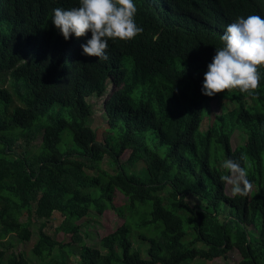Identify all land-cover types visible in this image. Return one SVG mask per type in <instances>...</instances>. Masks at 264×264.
I'll use <instances>...</instances> for the list:
<instances>
[{
    "label": "trees",
    "instance_id": "trees-1",
    "mask_svg": "<svg viewBox=\"0 0 264 264\" xmlns=\"http://www.w3.org/2000/svg\"><path fill=\"white\" fill-rule=\"evenodd\" d=\"M134 3L142 34L110 39L102 61L82 53L91 33L65 41L51 22L79 0H0V264H188L230 251L264 264V65L254 97L201 91L226 27L264 17V0ZM104 96L92 125L88 100ZM211 101L221 111L200 130ZM235 132L244 142L232 148ZM19 139L40 144L30 152ZM226 159L248 170L247 196L226 194ZM105 210L122 224L85 245L81 225ZM54 213L67 242L43 231ZM31 218L42 220L34 234ZM33 235L30 250L9 251Z\"/></svg>",
    "mask_w": 264,
    "mask_h": 264
},
{
    "label": "clouds",
    "instance_id": "clouds-1",
    "mask_svg": "<svg viewBox=\"0 0 264 264\" xmlns=\"http://www.w3.org/2000/svg\"><path fill=\"white\" fill-rule=\"evenodd\" d=\"M136 13L134 0H79L78 7L53 9L51 22L65 41L91 33V38L81 45L83 55L106 61L110 39L130 42L142 34ZM220 39L223 46L215 49L207 66L202 94L213 97L227 89H238L254 97L261 81L258 66L264 65V17H238L226 27ZM246 159L243 155L240 158ZM223 168L227 174L220 179L230 186L233 197H244L252 191L254 185L240 161L226 159Z\"/></svg>",
    "mask_w": 264,
    "mask_h": 264
},
{
    "label": "rangeland",
    "instance_id": "rangeland-1",
    "mask_svg": "<svg viewBox=\"0 0 264 264\" xmlns=\"http://www.w3.org/2000/svg\"><path fill=\"white\" fill-rule=\"evenodd\" d=\"M108 91H109V87L107 88V92ZM104 99H105V96L101 98H92L88 100L91 104V110H92V115L90 117L92 125H95L97 123H103L102 105H103ZM220 111H221L220 103L218 101H211L210 102V119H204L202 128L200 126V130L205 129L209 121L213 119L214 115L219 114ZM66 134L67 132L64 133L65 136ZM243 142H244V138L242 135H240V133L235 132L232 135L231 137V147L232 148H234L237 145L242 144ZM15 144L16 146L20 145V147L23 148L24 150L28 149L31 152L37 146L39 147L40 142H39V139H36L35 141L31 142L29 145L27 144L25 145L24 141L22 139H19L17 140ZM14 150H15L14 152L16 153L18 151V148L15 147ZM127 156H128V153L124 152L120 157L121 161L126 160ZM137 167H139V165ZM101 170L109 174L113 172V169L108 163L106 158H104L101 164ZM225 192L228 196H231L230 186L226 185ZM113 203L116 206H123L127 203V201H126V198L122 194H120L118 191H114ZM23 219L24 218L22 217L21 221H23ZM61 220H62V217L58 213H54L52 218L49 221L45 222L43 231L58 241L67 242L69 240L68 236H64V234L61 231H55L57 227L59 226V224L61 223ZM31 222L33 223L32 232L34 234L35 232L38 231L39 223H41L42 220L31 218ZM122 222L123 220L111 210H105L99 216L90 217V219L88 220L89 224L87 226L81 225V231H83V229H86L90 232L89 237L83 238V243L88 246H91V245L96 246V243L100 238L115 231L116 228H118L122 224ZM35 240H36V235H33L30 238L29 242L25 244H16L13 242L14 246L12 248L10 247L11 249H9V251H12V250L17 251L19 249L20 250H23V249L30 250ZM3 241L9 242L8 239H4ZM137 245L138 244L136 242L132 241L133 247H137ZM139 246L142 249L144 248L142 244H139ZM142 257H144L143 254H142ZM239 260H240V256L238 255V253L236 251H230L226 253L225 258H221V257L215 258L211 261L196 260L188 264H236ZM66 264H77L75 256H68Z\"/></svg>",
    "mask_w": 264,
    "mask_h": 264
}]
</instances>
